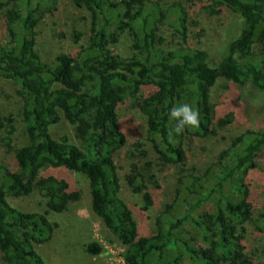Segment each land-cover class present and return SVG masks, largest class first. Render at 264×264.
Here are the masks:
<instances>
[{
  "label": "trees",
  "instance_id": "obj_1",
  "mask_svg": "<svg viewBox=\"0 0 264 264\" xmlns=\"http://www.w3.org/2000/svg\"><path fill=\"white\" fill-rule=\"evenodd\" d=\"M12 1L5 15L9 41L0 44V77L17 87L27 144L14 151L17 171L5 169L6 184H0L3 264H48L35 246L53 238L59 223L52 215L64 213L82 197L56 174L60 171L85 176L90 212L125 248V264H264L256 259L258 252L264 259V248L248 251L245 245L248 225L264 234V211L254 218L249 189V176L264 155V129L238 136L202 174H180L174 199L159 213L150 235H140L133 211L118 197L121 186L114 162L115 152L126 145L117 114L126 102L145 118L153 150L169 166L185 164L189 138L216 135L209 102L216 82L240 88L250 84L264 117V0H209L218 8L212 13L226 8L241 21L240 34L215 63L205 49L189 45L184 9L177 3L162 10L154 0H71L90 15L86 44L75 55L60 53L45 63L34 39L40 2ZM6 5L0 0V9ZM164 22L178 34L179 49L157 48V32ZM124 34L133 42L128 58L109 49ZM256 42L262 44V56L254 58ZM242 97L236 95L234 105ZM183 103L199 110V127H186L170 137L176 122L170 120L169 110ZM61 120L73 127L79 145L52 138L50 127ZM137 152L146 158L144 150ZM46 169L54 172L40 177ZM125 181L142 202L140 213L151 211L162 189L151 163L142 168L132 163ZM35 193L44 200L40 213L22 212L8 202L9 197ZM85 249L97 257L103 245L91 241Z\"/></svg>",
  "mask_w": 264,
  "mask_h": 264
},
{
  "label": "rangeland",
  "instance_id": "obj_2",
  "mask_svg": "<svg viewBox=\"0 0 264 264\" xmlns=\"http://www.w3.org/2000/svg\"><path fill=\"white\" fill-rule=\"evenodd\" d=\"M3 1L7 5L0 9V44L9 41L5 15L14 3L12 0ZM37 1L40 2L39 22L34 30V39L36 52L42 61L50 63L60 53L77 54L80 45L86 44L89 36L91 20L88 12L77 8L71 0H32V3ZM154 1L159 3L162 10L177 3L184 9L189 45L205 49L210 55L211 63H215L223 55L229 42L240 34V19L226 8H221L219 14L212 13V9L218 8H213L209 0ZM157 36L161 39L157 45L159 49L177 50L181 47L178 34L167 22L159 25ZM109 49L120 58H128L133 53L132 39L124 34ZM252 55L254 58L262 56L260 42L254 44ZM16 90L13 81L0 77V184H6L3 179L5 169L17 171L14 151L27 144L25 124L20 114L21 101ZM240 93L243 97L234 105L233 98ZM254 94L255 90L250 84L240 88L229 81L216 82L209 94L216 135L205 139L189 138L185 144L186 161L182 166L162 164L147 137L145 118L130 102L119 107L118 123L126 137V145L114 154L121 186L118 197L133 211L140 235H150L155 231L157 216L174 199L180 174H202L238 136L248 130L264 129V117L260 112V105L257 104L258 97L253 96ZM10 119L11 122L8 121ZM220 120L227 123L219 125ZM50 134L57 141L66 138L79 145L74 137L73 127L64 120L51 126ZM4 138H9L10 141H3ZM136 144L141 146L136 148ZM137 150H144L146 158H139ZM146 162L151 163L152 172L158 177L162 189L155 207L146 214H141L139 208L142 202L132 195L125 178L131 171L132 163L142 168ZM53 172L51 169L42 170L40 177ZM56 174L65 177L82 197L79 203L72 205L64 213L52 215L57 219L59 227L50 242L35 246L36 252L48 264H123L125 248L90 212L89 184L85 176L61 171ZM249 189L256 218L264 211V155L258 162L257 170L249 176ZM8 202L26 213H40L44 208V200L38 193L20 199L9 197ZM209 204L207 208L211 206ZM91 241H98L103 245L101 255H88L85 245ZM245 245L248 251L258 252L264 248V234L257 231L252 224L247 226ZM256 259L259 262L264 261L259 252ZM0 264H3L1 254Z\"/></svg>",
  "mask_w": 264,
  "mask_h": 264
},
{
  "label": "clouds",
  "instance_id": "obj_3",
  "mask_svg": "<svg viewBox=\"0 0 264 264\" xmlns=\"http://www.w3.org/2000/svg\"><path fill=\"white\" fill-rule=\"evenodd\" d=\"M170 120H174L175 126L169 131V136L173 134L180 135L187 128H198L200 124L199 110L194 108L191 104L183 103L172 107L169 110Z\"/></svg>",
  "mask_w": 264,
  "mask_h": 264
},
{
  "label": "built area",
  "instance_id": "obj_4",
  "mask_svg": "<svg viewBox=\"0 0 264 264\" xmlns=\"http://www.w3.org/2000/svg\"><path fill=\"white\" fill-rule=\"evenodd\" d=\"M123 264H125V263H124V259H123Z\"/></svg>",
  "mask_w": 264,
  "mask_h": 264
}]
</instances>
